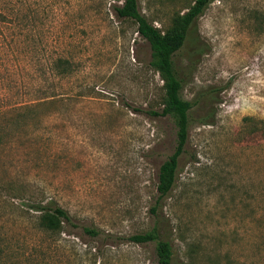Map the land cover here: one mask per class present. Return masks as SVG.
Segmentation results:
<instances>
[{
    "label": "rangeland",
    "instance_id": "374dc122",
    "mask_svg": "<svg viewBox=\"0 0 264 264\" xmlns=\"http://www.w3.org/2000/svg\"><path fill=\"white\" fill-rule=\"evenodd\" d=\"M24 1L29 28L18 29L0 0V245L20 264H160L156 240L130 239L156 228L174 264H264V0H214L175 54L193 106L162 199L177 127L149 113L162 108L164 81L137 24L117 16L123 0ZM194 1L139 0L163 30ZM58 56L77 70L57 80L62 99L15 107L41 98ZM28 198L63 206L70 222L44 230Z\"/></svg>",
    "mask_w": 264,
    "mask_h": 264
},
{
    "label": "trees",
    "instance_id": "16d2710c",
    "mask_svg": "<svg viewBox=\"0 0 264 264\" xmlns=\"http://www.w3.org/2000/svg\"><path fill=\"white\" fill-rule=\"evenodd\" d=\"M214 0H195L194 3L184 12L178 13L172 18V24L166 30L156 26L141 11L139 0H123L121 4L115 6V12L120 18L132 19L137 24L138 33L145 38L151 47V66L160 73L164 81V98L161 109H149V113L156 116H171L177 127V145L174 152L160 166L157 189L159 199L169 195L177 180L180 156L185 151V146L189 138L190 111L193 103L183 97L184 83L179 75L175 63V54L183 47L189 38L191 29L197 18ZM24 0H9V19L14 27L27 29L29 24L24 15ZM8 14L1 8L0 22L8 19ZM47 45V41L44 42ZM44 84L39 89L42 92L41 98L37 102L18 104L15 107H22L26 111H31L36 107L48 106L56 102L59 98L57 93V80L64 86L76 73L74 62L67 56L52 57L47 60L43 68ZM69 94L67 93L66 96ZM62 99V98H61ZM1 110V109H0ZM264 123V122H263ZM18 197V196H14ZM30 208L39 212V226L48 232H60L65 223L70 222L69 211L55 202H43L28 198ZM30 203V204H29ZM90 233L96 231L86 228ZM136 243L145 244L156 240V252L160 264H174L172 245L168 240L159 238L156 228L138 233L130 237ZM17 246L15 251L20 254ZM7 250L0 245V262L5 264L12 257H18L16 252ZM13 252V254H12ZM5 258V259H4ZM16 264H20L16 258Z\"/></svg>",
    "mask_w": 264,
    "mask_h": 264
}]
</instances>
